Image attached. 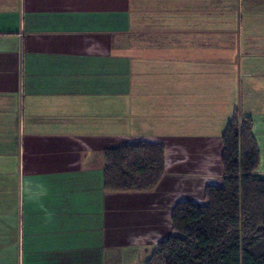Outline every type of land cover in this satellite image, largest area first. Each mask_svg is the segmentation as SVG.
<instances>
[{"label": "crops", "instance_id": "1", "mask_svg": "<svg viewBox=\"0 0 264 264\" xmlns=\"http://www.w3.org/2000/svg\"><path fill=\"white\" fill-rule=\"evenodd\" d=\"M162 84L185 124L232 88L264 173V0H0V264H143L175 202L221 183L198 136L170 138L154 190H104V149L160 143L137 120Z\"/></svg>", "mask_w": 264, "mask_h": 264}, {"label": "trees", "instance_id": "2", "mask_svg": "<svg viewBox=\"0 0 264 264\" xmlns=\"http://www.w3.org/2000/svg\"><path fill=\"white\" fill-rule=\"evenodd\" d=\"M250 115L234 109L221 135L220 184L201 203L178 200L170 232L143 264H264V177ZM103 188L152 191L165 174V146L137 141L103 150Z\"/></svg>", "mask_w": 264, "mask_h": 264}, {"label": "rangeland", "instance_id": "3", "mask_svg": "<svg viewBox=\"0 0 264 264\" xmlns=\"http://www.w3.org/2000/svg\"><path fill=\"white\" fill-rule=\"evenodd\" d=\"M155 80L160 81L161 77H157ZM164 83L167 85V82H164ZM166 87L167 86H164L162 84L160 87L161 91L146 97V99L144 101V102L149 103V104L156 101L160 104V106L162 107L158 111L160 119L159 120L150 119L149 116H147V115H145V119L140 117L139 120H137V130L139 132L140 131L142 132V133H139V135L143 136L145 139H150V137H154V138H156V140L158 139L157 142H160L165 146L166 167L169 168V160H170L169 151H170V147H171L170 138L175 139L174 141L177 144L181 143L182 148L186 147L185 144L190 145V147H191L192 144L193 145H195V144L199 145L201 142H203L201 140V138H196L198 136H213V137H220V139H221L222 132L225 128V125L228 122V119L230 118V116H231V114L235 108L240 109V104L236 100L232 99L235 95L232 92V88H230L229 90H227L225 92V100H226L225 103L224 102L218 103L219 108H209L210 105H208L206 107L207 108V118L203 119L205 122L204 124H202L201 121H198L197 123H192V124H185L184 120L179 118L181 108L175 109L176 118L174 119L175 121L173 120L174 122H172V119H170V117H169V108H168V104H169V102H171V101H169L170 93H167V90H163ZM215 105H217V104H215ZM210 107H213V105ZM152 111L153 110H149L148 108H146V113H150ZM223 114H224V117H223ZM240 115H242V114H240ZM192 118H189L187 120H190ZM252 131H253V128H252ZM253 134H254V131H253ZM191 136H194V137H192L193 140H188L189 142L178 141V140H183L182 137L190 138ZM254 136H255V134H254ZM255 138H256V136H255ZM146 141H151V140H146ZM192 141H193V143H192ZM151 142H153V141H151ZM124 143H127V142H124ZM128 143H130V142H128ZM213 143L215 144V142H212V144ZM257 145H258V143H257ZM261 145H262V148H264V142H261ZM187 159L190 160V158H188L186 156V160ZM207 160L208 159L206 158V161ZM219 168H221L220 165H219ZM212 171L217 172L218 170L215 168ZM259 174L262 177H264V173L260 172ZM196 177H198V176H196ZM202 177L204 180L208 179V178H206L207 175H205V174H203ZM171 181H173V180H171ZM182 192H184V191H182ZM185 194L189 195V193L187 191L185 192ZM190 197H195V196H190ZM183 199H187V198H183ZM196 199H198V198H195V201H199L197 203H201L200 202L201 199L200 200H196ZM152 251H153V249H152Z\"/></svg>", "mask_w": 264, "mask_h": 264}]
</instances>
